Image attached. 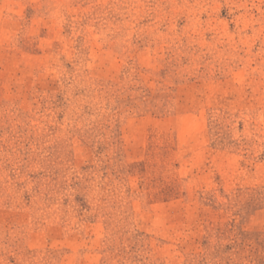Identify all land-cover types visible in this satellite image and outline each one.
Wrapping results in <instances>:
<instances>
[{"label": "rangeland", "instance_id": "rangeland-1", "mask_svg": "<svg viewBox=\"0 0 264 264\" xmlns=\"http://www.w3.org/2000/svg\"><path fill=\"white\" fill-rule=\"evenodd\" d=\"M0 264H264V0H0Z\"/></svg>", "mask_w": 264, "mask_h": 264}]
</instances>
